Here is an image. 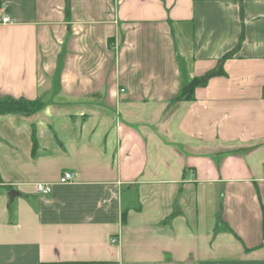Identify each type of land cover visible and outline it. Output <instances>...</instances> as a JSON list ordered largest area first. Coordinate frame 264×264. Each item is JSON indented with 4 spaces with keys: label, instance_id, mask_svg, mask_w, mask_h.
Wrapping results in <instances>:
<instances>
[{
    "label": "crops",
    "instance_id": "1",
    "mask_svg": "<svg viewBox=\"0 0 264 264\" xmlns=\"http://www.w3.org/2000/svg\"><path fill=\"white\" fill-rule=\"evenodd\" d=\"M0 8V264H264V0Z\"/></svg>",
    "mask_w": 264,
    "mask_h": 264
},
{
    "label": "trees",
    "instance_id": "2",
    "mask_svg": "<svg viewBox=\"0 0 264 264\" xmlns=\"http://www.w3.org/2000/svg\"><path fill=\"white\" fill-rule=\"evenodd\" d=\"M69 11V0H66V13ZM211 73L207 72L202 76L192 78L188 83L184 84L176 98H193V91L196 86L205 84ZM44 103L39 99H27L23 97L0 96V114L5 113H21L23 115H31L42 109ZM36 146L34 132L32 133V147ZM264 231V220H263Z\"/></svg>",
    "mask_w": 264,
    "mask_h": 264
},
{
    "label": "built area",
    "instance_id": "3",
    "mask_svg": "<svg viewBox=\"0 0 264 264\" xmlns=\"http://www.w3.org/2000/svg\"><path fill=\"white\" fill-rule=\"evenodd\" d=\"M11 17L4 12L3 8H0V24L9 23L11 22ZM264 97V93H263ZM75 180V173L73 171L67 170L62 173V175L59 177V182L66 183L71 182ZM36 191L42 195L49 194L51 191L50 184L38 182L35 184ZM112 242L116 241L115 238L111 239Z\"/></svg>",
    "mask_w": 264,
    "mask_h": 264
},
{
    "label": "water",
    "instance_id": "4",
    "mask_svg": "<svg viewBox=\"0 0 264 264\" xmlns=\"http://www.w3.org/2000/svg\"><path fill=\"white\" fill-rule=\"evenodd\" d=\"M17 194H19V192L15 191L14 189H10L8 192L9 200L12 201L13 197Z\"/></svg>",
    "mask_w": 264,
    "mask_h": 264
}]
</instances>
